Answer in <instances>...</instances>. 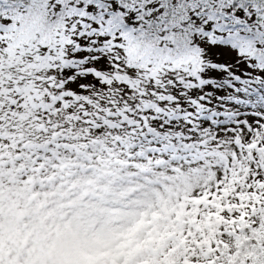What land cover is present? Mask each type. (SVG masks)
<instances>
[{
	"label": "snow or ice",
	"instance_id": "6c2138e0",
	"mask_svg": "<svg viewBox=\"0 0 264 264\" xmlns=\"http://www.w3.org/2000/svg\"><path fill=\"white\" fill-rule=\"evenodd\" d=\"M0 264H264V0H0Z\"/></svg>",
	"mask_w": 264,
	"mask_h": 264
}]
</instances>
